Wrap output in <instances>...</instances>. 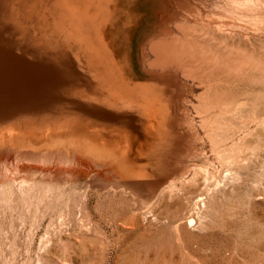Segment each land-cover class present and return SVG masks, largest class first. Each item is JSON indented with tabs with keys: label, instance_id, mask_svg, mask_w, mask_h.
Here are the masks:
<instances>
[{
	"label": "bare ground",
	"instance_id": "obj_1",
	"mask_svg": "<svg viewBox=\"0 0 264 264\" xmlns=\"http://www.w3.org/2000/svg\"><path fill=\"white\" fill-rule=\"evenodd\" d=\"M8 1L0 0V120L58 101L65 125L113 142L112 160L158 159L156 179L128 184H144L147 203L184 188L205 205L223 169L242 186L264 179V0H142L135 50L141 17L131 6L61 0L58 56L12 41ZM190 158L215 160L217 169L183 163Z\"/></svg>",
	"mask_w": 264,
	"mask_h": 264
},
{
	"label": "rangeland",
	"instance_id": "obj_2",
	"mask_svg": "<svg viewBox=\"0 0 264 264\" xmlns=\"http://www.w3.org/2000/svg\"><path fill=\"white\" fill-rule=\"evenodd\" d=\"M129 1L118 5L141 17L132 36L135 50L145 19L142 0ZM6 13L5 23L16 31L12 41L47 56L65 51L61 0H9ZM79 68L85 71L81 63ZM53 103L0 120V264H264L262 177L255 184L244 178L242 186L223 169L205 193V205L184 188L168 201L159 195L147 203L146 186L128 184L156 179L158 159L112 160L107 148L113 142L101 132L65 125L69 113ZM202 160L183 163L214 162L209 167L217 169L215 160ZM249 167L252 174L262 170L255 161ZM246 171L240 169L244 177Z\"/></svg>",
	"mask_w": 264,
	"mask_h": 264
}]
</instances>
